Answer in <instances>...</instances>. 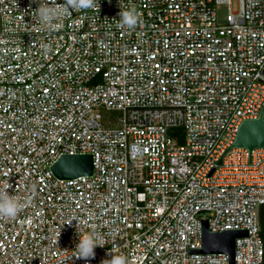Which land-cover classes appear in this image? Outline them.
Masks as SVG:
<instances>
[{"label": "built area", "instance_id": "2783aa9c", "mask_svg": "<svg viewBox=\"0 0 264 264\" xmlns=\"http://www.w3.org/2000/svg\"><path fill=\"white\" fill-rule=\"evenodd\" d=\"M96 2L45 31L33 0H0V187L24 202L0 217V264H100L108 250L230 264L197 251L201 220L246 230L233 264H263L264 146L224 150L243 120H264V0ZM119 8L137 13L133 29L117 27ZM85 153L90 176L52 174ZM71 218L103 236L88 261Z\"/></svg>", "mask_w": 264, "mask_h": 264}, {"label": "clouds", "instance_id": "9594fccd", "mask_svg": "<svg viewBox=\"0 0 264 264\" xmlns=\"http://www.w3.org/2000/svg\"><path fill=\"white\" fill-rule=\"evenodd\" d=\"M33 2L37 5L36 20L45 31L58 27V21L69 8L84 11L97 7L96 0H67V7L63 0L56 5L49 4L47 0H33ZM117 16V27L121 29H133L138 23V16L134 10L119 8ZM7 189V185L0 187V217L14 219L24 208V202L20 197L10 194ZM73 220L76 221V242L73 249L76 253L75 257L88 261L95 257L96 247H104L103 236L94 228L86 233L77 231L79 226L77 219L71 218L68 224H71ZM106 256L107 258L102 259L100 264H127V259L122 254L108 250Z\"/></svg>", "mask_w": 264, "mask_h": 264}, {"label": "water", "instance_id": "95a60500", "mask_svg": "<svg viewBox=\"0 0 264 264\" xmlns=\"http://www.w3.org/2000/svg\"><path fill=\"white\" fill-rule=\"evenodd\" d=\"M264 73V71H263ZM264 146V120L261 113L255 119L243 120L235 134L232 143L224 150L231 148H254ZM221 163V158L218 164ZM52 174L59 179H73L79 176H90L93 172L92 157L90 154H63L51 165ZM201 247L200 253H226L230 264H233L234 241L237 237L247 235L246 230H224L211 232L208 230L206 220H201Z\"/></svg>", "mask_w": 264, "mask_h": 264}, {"label": "trees", "instance_id": "16d2710c", "mask_svg": "<svg viewBox=\"0 0 264 264\" xmlns=\"http://www.w3.org/2000/svg\"><path fill=\"white\" fill-rule=\"evenodd\" d=\"M175 130L176 129H171L170 132H173ZM178 130L180 131V129ZM258 218H259L260 236L263 242V249H264V204L259 208ZM263 264H264V255H263Z\"/></svg>", "mask_w": 264, "mask_h": 264}, {"label": "rangeland", "instance_id": "374dc122", "mask_svg": "<svg viewBox=\"0 0 264 264\" xmlns=\"http://www.w3.org/2000/svg\"><path fill=\"white\" fill-rule=\"evenodd\" d=\"M225 13H226V8L223 5H218L216 7V21L218 23H221L225 19ZM105 114H109L108 112H105Z\"/></svg>", "mask_w": 264, "mask_h": 264}]
</instances>
